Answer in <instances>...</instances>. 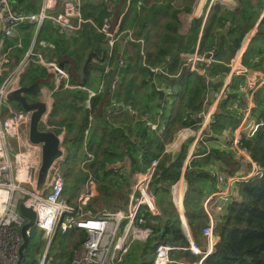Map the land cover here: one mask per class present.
<instances>
[{"label":"crops","instance_id":"obj_1","mask_svg":"<svg viewBox=\"0 0 264 264\" xmlns=\"http://www.w3.org/2000/svg\"><path fill=\"white\" fill-rule=\"evenodd\" d=\"M42 1L43 0H11V4L16 12L27 14L37 11ZM80 4L86 22L83 23L81 29L78 31L64 30L63 32H59L50 21H45L40 26L33 25L32 23H24L17 25L14 29L13 36L6 40L7 44L13 47L11 52L15 58H19L20 55L31 46L44 56L52 59H59L63 56L70 58L68 55H74L78 62L76 67L82 71L83 75L84 63L89 56L88 73L86 76L84 75L89 86L72 82L77 87L66 88L81 89L87 93L84 102L80 104L81 109L76 112L71 109H66V111L73 116L71 121L72 126L67 133L64 131L65 129L56 131L57 129L55 128L54 130L58 135L61 133L64 134L65 139L63 140V145L69 147V152L66 155V161H68L67 174H69L67 192L70 185L73 191L76 189L79 191V186L82 185L88 177V173H90L88 169L89 164L92 161L100 160L96 158L92 151L108 146L107 142L109 138H104L106 133L120 130L123 134L127 135L128 146L125 141L121 146V151H123L121 153V163L122 167L127 172L133 171L131 168L134 167V164L139 167L136 170H143L149 163V161H142L143 147H148V150L156 157L159 149L162 147V142L159 143V141H155V139L149 141L148 133H150V131L145 134L147 138H140V135L143 133L138 127V123H144L145 128L149 127L148 123H151L160 131H164L167 122L173 117L178 108L180 109V94L183 88L181 76L185 73L182 70L184 67L181 54L187 51L183 49L178 56L174 58L170 57V54L175 51L177 39L181 38L182 42L188 46V41L192 38L189 36L192 20L201 19L197 35L201 34L203 26L215 5H219L222 9L226 8L232 13H235L239 7V3L236 0H81ZM105 19H107L109 23L112 24V28L114 27L119 33V39L112 47L108 45L105 36L98 30ZM263 19L264 6L254 25L244 34V37L250 41L252 37L255 36L258 25ZM166 23H170L172 29L165 28ZM167 36L174 37V40L170 39L164 42ZM73 38H75V41L72 43ZM258 44L259 41H257V45ZM55 46L60 50L59 55L56 53L57 50L55 51ZM161 46L163 47L161 48ZM263 46L264 44L262 47ZM101 49H104V54L99 57L97 51ZM75 50H77V52H75ZM113 52L117 54L119 66L111 86L108 87L106 82L108 77L107 71L114 65L112 61H109ZM162 52L166 55L167 62H164L163 55H161ZM210 52H212L215 59V48L210 47L206 49L204 54H209ZM255 56H259V58L255 60ZM252 59L258 63L251 66L247 64L248 71L246 75L241 76L243 77L242 81H245L246 78L250 80H256L259 77L264 78V47L260 50V53L254 55ZM247 60L251 61L250 59ZM32 66L36 65H31L30 68H32ZM145 69L155 72L150 79ZM29 70L22 76V80L25 79ZM224 75L214 74L206 79L208 83V93L204 100L203 109L193 114L188 113L189 111L186 110L183 119L185 120L189 117L188 124L182 125L176 131L173 138L175 139L180 129L184 127L189 128L186 132V135L189 134V136L181 139L179 145L170 153L173 155L178 152L184 144L182 148L185 149V156L178 177L170 185L169 197L172 203L175 202L178 197V203L176 205L173 203V205L176 210L182 214H179L181 226L183 228L184 225H186L185 230L187 233L185 234L186 236L188 234L191 238L192 236L188 229L187 221L183 215L184 197L188 189V183L184 177L185 168L192 158L205 159L209 149L216 148L222 151L226 148L225 143L232 137L237 129L241 117V108L244 107V101L241 100V102H239V115L238 111L232 108L233 101L238 97V90L229 88V82L225 81ZM48 78V81L44 80L43 83H39L43 96L48 93V88L52 86L51 78L49 76ZM22 84L29 85L31 83ZM105 87L110 90H104ZM61 90L62 89H60V91ZM103 90L105 92H110L106 97L108 105L102 113L104 122L94 124L91 106L89 109H86L83 104L85 100L89 98L92 99L95 96L89 97V91L95 94H101ZM54 93L53 100L55 99L56 101L54 102L55 107L60 101L59 98H54ZM226 93L235 94L227 98L226 101H230L229 104L224 105L223 116L218 118L219 126H216V124L213 125L220 135H216L213 138H206L211 123L214 122V115L222 99L226 97ZM27 97L31 98L30 96ZM10 104L11 106L13 104L18 107L14 103ZM12 108L14 107L12 106ZM220 109L222 110V106H220ZM5 114L6 113L3 112L2 116ZM84 117L85 125L82 127ZM61 119L62 116L59 111L56 120L59 121ZM232 124H235V126L230 129L229 126ZM161 128H163V130H161ZM65 134H67V136ZM130 148L131 151H129ZM126 151H128L133 158L137 159V161H131ZM232 153H230L231 161H200V164L194 167L196 173L202 172L198 174L196 178L202 193L195 195L191 205H196L197 208L204 210L206 216H208V214L203 204L205 198L216 189L223 190L222 185L216 184L212 171L224 175L225 173L241 175L252 173V164L249 161H233L232 158H235L238 154L234 155ZM80 161L83 162L80 164ZM166 162L170 165V161ZM72 163H74V166H72ZM114 164L110 165V167L113 168ZM205 172H208L210 176L205 177V174H203ZM82 173L86 174L84 179ZM126 182L127 183L123 186L121 185L123 192H126L125 195L128 192L127 179ZM172 185L175 186L174 192L171 188ZM226 191H230V197H237V182L229 184ZM159 194L160 192L157 193V196ZM97 202L101 201L96 198L92 199L91 205L97 206V208L104 207L99 204L96 205L95 203ZM222 204L223 202L221 199L213 198L207 205L213 226H215L217 222L218 218L216 219V217H218V214L221 213L224 208ZM158 212L159 211H157V213ZM205 224L206 221H204L203 226ZM74 232L76 233L75 237H78L80 234L78 232L81 231L76 230ZM40 239H43L42 235H40ZM218 240L219 236L214 233L210 240H207L202 234L196 237L195 242L203 252L201 256L202 260L213 250V245ZM198 257L200 256L198 255L197 258ZM51 259H53L52 256L47 260L44 259L43 264H50ZM40 260L41 258L39 259V264Z\"/></svg>","mask_w":264,"mask_h":264},{"label":"built area","instance_id":"obj_2","mask_svg":"<svg viewBox=\"0 0 264 264\" xmlns=\"http://www.w3.org/2000/svg\"><path fill=\"white\" fill-rule=\"evenodd\" d=\"M81 0H43L39 9L33 13H19L13 9L11 0H0V262L1 264H16L18 260V250L22 243L19 229L25 219L18 211V203L24 202L32 205L36 214L33 229L41 231L46 246L41 255L40 264H43L48 245L54 233H60L80 227L84 238L81 240V249L74 250L69 264H117L121 261L130 245L133 243L145 244L151 236V229L145 225V219L137 212L146 209L152 214L157 213L155 198L152 191V181L156 174L158 159L153 158L143 170L127 172L122 167L121 162H116L113 166L117 174L128 181V192L126 194L125 208H97L90 204L89 208L85 205L90 199L97 197L98 189L96 181L90 173L79 186V191H73L72 186L68 187L69 178L68 161L56 160L52 164L46 184L42 193H35V174L40 163V147L31 144L27 140V128L29 122V110H15L10 102L5 100L8 91L22 85V76L29 70L31 65H36L53 73L52 86L48 88V93L43 96L47 109L43 114L40 126L45 125L53 129L50 123L51 104L53 93L63 88H75L68 78V71L65 67L58 64L52 58L44 56L36 51L33 46L27 48L19 58L12 55L13 47L8 45L6 40L14 34L17 25L32 23L40 26L45 21H50L60 32L64 30L77 31L81 28L86 19L81 10ZM109 46H113L119 39V33L111 28L109 21L104 20L99 27ZM201 34L198 35L194 48L188 53H182V64L190 73L206 74L214 57L212 52L209 54L201 53L199 41ZM249 39L243 38L239 50L229 59L228 70L224 75L225 81H230L231 74L244 76L247 74L248 66L242 62V56L246 50ZM259 56H255L257 60ZM258 80V83H257ZM264 82V78L256 80L247 79L238 84V94L232 108L238 111L239 102L244 101L241 108L240 122L232 137L226 141V149L236 154L243 155L252 164L251 174L241 175L224 174L212 171V175L217 185H222L223 190L216 189L208 195L203 204L208 213L207 205L213 198L221 199L226 202L230 196L229 184L237 181L246 180L251 175L259 173V167L251 160L241 144L242 136L252 135L258 124L252 119L251 111L255 104L253 93ZM95 95L89 91V97ZM91 101H86V108H90ZM2 107H5V115L2 116ZM209 122V121H208ZM149 128L155 129V125L148 123ZM42 129H45L41 126ZM188 127H184L180 132L186 133ZM177 132L174 140L181 141L182 134ZM61 140L65 139L63 133L59 134ZM222 180L221 178H224ZM174 192L175 186L172 185ZM78 193V194H77ZM35 199L34 203H32ZM179 199L176 198L175 205ZM70 203H75L79 207H74ZM180 214V213H179ZM182 215V214H180ZM185 233V226L183 227ZM202 235L210 240L213 237V222L206 223L201 229ZM188 246L185 247L190 253L198 257L194 262H186L184 259L172 260L170 252L173 250L166 243H159L154 250L153 264H201L202 250L198 244L187 234Z\"/></svg>","mask_w":264,"mask_h":264},{"label":"trees","instance_id":"obj_3","mask_svg":"<svg viewBox=\"0 0 264 264\" xmlns=\"http://www.w3.org/2000/svg\"><path fill=\"white\" fill-rule=\"evenodd\" d=\"M236 1L239 3V7L235 13L229 12L226 8L222 9L219 5H215L212 8L209 18L202 29L199 50L201 53H204L205 50L210 47L215 48V59L211 62L205 75L190 73L183 65L184 69L182 70L185 73L181 76L183 88L180 94V109L178 108L173 117L167 122L164 131H160L157 127L151 130L148 127L145 128L144 123H138V127L143 133L140 135V138H147L145 134L150 131V133H148L149 141L155 139V141H159V143L162 142V147L159 149L156 157L148 150V147L142 148V161L148 162L153 157L158 159L156 168L157 176H155L152 181V191L155 198V206L159 212L152 214L142 209L143 212L141 215L145 219V225L149 226L152 231L151 236L145 244L133 243L130 245L121 261L117 264H153L154 250L159 243H166L171 247H175L170 252V258L172 260L184 259L186 262L190 263V261H195L197 258L196 255H193L185 249V247L188 246V239L181 226L179 212L176 210L169 197L170 185L178 177L185 156V149L182 148L184 144L180 150L173 155L165 153V149L166 145L173 140L176 131L182 125L188 124L187 122L190 118L187 117V119H183V116L186 114L185 111L187 110L189 111L188 113L193 114L203 109L204 100L208 93V83L206 79L214 74H221L223 76L227 72V63L229 59L240 48L244 34L254 25L264 6V0ZM200 21L201 19L192 20V27L189 31V36L192 38L188 41V46L185 48L186 51H191L195 46ZM111 25L112 24H110V26ZM165 28L172 29V26L170 23H166ZM170 39L174 40V37L167 36L164 42ZM74 41L75 38L72 39V43ZM257 41H259L258 45ZM263 44L264 19L260 21L255 36L252 37L246 46L242 58L244 65L248 66L247 64H250L251 66L258 63L252 58L254 55L260 53V50L264 47H262ZM162 47L163 46H161V48ZM55 48V51L57 50L56 53L59 55V48L56 46ZM103 51L104 49L97 51L99 57L101 55L103 56ZM75 52H77V50H75ZM161 55H163L164 62H167L166 55L163 52ZM68 56L70 58L63 56L59 59L54 58V60L67 69L68 78L71 82L89 86L82 71L76 67L78 65L77 59L74 55L70 54ZM117 58V54L113 52L109 61L114 63L117 60L119 61ZM146 72L149 79L155 73L150 70H146ZM53 75V73H46L45 70L39 66H32L26 74L25 79L22 80V83H43L44 80H49L48 76L51 78L52 82ZM231 78L228 85L229 88L238 90V83L242 82L243 77L232 75ZM62 86L63 85L60 87V89H62L61 91L59 90L54 93V98H59L60 102L51 109L50 123L54 126L53 130H55V128L57 129L56 131L65 129L64 131L67 133L72 126L71 121L73 116L70 115L66 109H71L74 112L77 110L79 111V109H81L80 104L84 102L87 93L81 89H66ZM104 90L109 91L110 89L105 87ZM104 90L101 94H95L91 99L90 106L91 112L93 113L94 124L104 122L102 113L108 105L106 97L110 94V92H105ZM234 94L226 93V97L222 99L220 103L222 110L219 106L214 115V122L211 123L206 138H213L216 135H220L213 125L216 124V126H219L218 118L223 116L224 105L229 104L230 101L226 100ZM253 101L255 106L251 111V117L258 126L252 135L242 136L241 144L251 160L259 167V173L251 175L246 180L237 181V197H230L226 202H223L222 206H224V208L222 212L218 214V217H216V219H218L215 224V229L213 230L214 234L219 236V240L213 245V250L203 258L201 264H264V84L260 85L253 93ZM59 111L62 119L57 121L56 116ZM84 125L85 117L83 118L82 127H84ZM62 126L65 127L63 128ZM234 126L235 124H232L229 128L232 129ZM161 130H163V128H161ZM65 135L67 136V134ZM105 137L109 138L107 142L108 146L92 151L96 158L100 160L92 161L88 166L90 174L97 181L94 180L99 182L98 189L100 194L108 193L109 186L115 188L117 185L123 186L127 183L125 178L122 176L120 177L114 168L110 167V165L118 161L121 162V153L123 152L121 151V146L124 141L128 146L127 135L123 134L120 130H114L111 133H106L104 135V138ZM89 151L91 152L90 148ZM129 151H131V148ZM126 152L129 154L131 161H137L128 151ZM230 153L232 152L228 151L226 148L222 151L212 148L209 149L205 159L192 158L185 168L184 177L188 183V189L184 197L183 215L194 241L196 237L202 234L201 227L204 221H206L204 210L197 208L196 205H191L195 195L202 193L196 179L197 175L202 172L196 173L194 167L199 165L200 161H231ZM232 154L236 155V153ZM232 160L248 162V159L240 154L235 158L233 157ZM166 161H170V165H168ZM138 168L139 167L134 164L131 170L134 171ZM203 174H205V177L210 176L208 172ZM231 174L225 173L226 176ZM85 175L86 174L82 173L83 179ZM68 179L69 178H65L66 181H68ZM158 192H160V194L157 196ZM92 199L83 205V207H89ZM74 231H76V229L65 233H60L56 230L52 241H50L51 243L48 245L45 260L52 256L53 259L50 260V264H69L72 257V250L70 252L67 251L69 244L77 246L84 238V234L81 232H78L80 233L79 236L75 237L76 233ZM32 238L36 242L33 247L35 251H26L25 264H39V258L36 254L40 251V247L43 249L44 243L42 239H40V235H36L34 231L30 233L31 243Z\"/></svg>","mask_w":264,"mask_h":264},{"label":"water","instance_id":"obj_4","mask_svg":"<svg viewBox=\"0 0 264 264\" xmlns=\"http://www.w3.org/2000/svg\"><path fill=\"white\" fill-rule=\"evenodd\" d=\"M181 38L177 39V45L175 51L170 54L171 58L178 56L179 53L186 48ZM88 60L87 57L83 72L86 76L88 73ZM118 60L114 62L112 68L107 71V86L110 87L114 77L116 75L117 68L119 66ZM27 96H30L29 99ZM5 100L10 103L16 104L21 110H29V122L27 128V140L31 144L39 145L40 147V163L35 174V193L37 195L42 193V190L46 184L49 170L56 160H63L69 152V147L63 145L64 141L61 140L59 135L53 129H42L40 121L47 109L45 99L42 95V90L38 83H31L29 85H20L19 87L10 90L5 95ZM55 99L52 101L51 107H54ZM50 120V118H48ZM33 199L32 203H34ZM18 211L25 219V222L21 225L19 232L22 237V243L18 250V260L16 264H23L25 254L29 245L31 244L29 231L33 229L36 214L32 205H26L24 202L18 203ZM26 262V261H25ZM1 264V262H0Z\"/></svg>","mask_w":264,"mask_h":264},{"label":"rangeland","instance_id":"obj_5","mask_svg":"<svg viewBox=\"0 0 264 264\" xmlns=\"http://www.w3.org/2000/svg\"><path fill=\"white\" fill-rule=\"evenodd\" d=\"M185 53H188V52H185ZM257 83H258V80H257ZM91 98H89L90 100ZM86 101L85 100V103L83 104V106L86 108ZM91 101V100H90ZM12 106L14 108H16L15 110H21L20 108L16 107L15 105L12 104ZM86 109H89V108H86ZM2 111L5 112V107H2ZM149 126V125H148ZM150 127V126H149ZM148 127V128H149ZM181 130V129H180ZM180 132V131H179ZM179 134H182V137L183 138H186L189 136V134L186 135V133H184L183 131H181ZM180 139V138H179ZM179 139L177 140H172L169 144L166 145V149H165V152H169V153H172L174 151V149L179 145ZM225 147H228L227 146V143H225ZM83 161H80V164L82 163ZM68 163V162H67ZM72 166H74V163H72ZM96 185H97V189H98V185H99V182H96ZM125 191L123 192V188H121V185H117L115 188L109 186V191L108 193H105V194H100L99 192V189H98V195L97 197H95L96 199H98L99 201L101 202H97L95 203L96 205L99 204V205H102L104 207H109V208H122L123 206H125L126 204V195H125ZM93 198V199H95ZM124 202V203H123ZM103 203V204H102ZM106 206H105V205ZM83 207V206H82ZM97 207V206H96ZM84 208V207H83ZM89 208V207H87ZM34 232L36 235H41V231L39 229H36L34 228ZM43 249L42 247H40L42 249V252L46 246V241L43 240ZM52 241V240H51ZM35 240L32 238V243L29 245V248L27 250H29L30 252L34 249V245H35ZM51 243V242H50ZM81 244V242L77 245L79 246ZM77 246H73L71 244H69L68 248H67V251L70 252L72 250V255H73V249H75V247ZM41 249L40 251L37 252V257L40 259L41 258ZM35 251V250H33ZM50 256V255H49ZM64 258V257H63ZM25 261H26V258L24 259V263L25 264Z\"/></svg>","mask_w":264,"mask_h":264},{"label":"bare ground","instance_id":"obj_6","mask_svg":"<svg viewBox=\"0 0 264 264\" xmlns=\"http://www.w3.org/2000/svg\"><path fill=\"white\" fill-rule=\"evenodd\" d=\"M232 75H237V74H231V77H232ZM239 83H241V82H239ZM238 83V84H239ZM43 128H45V129H49V127H47V126H45V125H41ZM222 180H225V177L224 178H221ZM72 206H74V207H79V205H77V204H75V203H70ZM122 208H125V206H123ZM145 211H147L146 209H145ZM143 211H142V209L141 210H139L137 213L138 214H141ZM149 212V211H148ZM210 221V217L209 216H206V223H208ZM184 226H186V225H184ZM75 229L76 230H81V228L80 227H75ZM215 229V226H213V230ZM171 247V246H170ZM175 247H171V249H174ZM81 249V244L79 245V246H77V247H75V249H73V250H80Z\"/></svg>","mask_w":264,"mask_h":264},{"label":"flooded vegetation","instance_id":"obj_7","mask_svg":"<svg viewBox=\"0 0 264 264\" xmlns=\"http://www.w3.org/2000/svg\"><path fill=\"white\" fill-rule=\"evenodd\" d=\"M29 99H31V98H29Z\"/></svg>","mask_w":264,"mask_h":264}]
</instances>
